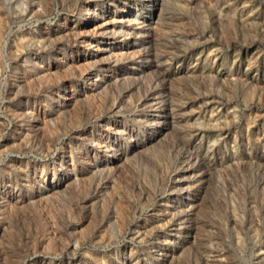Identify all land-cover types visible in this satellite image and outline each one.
Here are the masks:
<instances>
[{
	"label": "rangeland",
	"instance_id": "1",
	"mask_svg": "<svg viewBox=\"0 0 264 264\" xmlns=\"http://www.w3.org/2000/svg\"><path fill=\"white\" fill-rule=\"evenodd\" d=\"M0 264H264V0H0Z\"/></svg>",
	"mask_w": 264,
	"mask_h": 264
}]
</instances>
